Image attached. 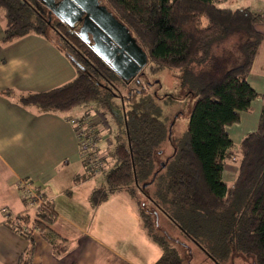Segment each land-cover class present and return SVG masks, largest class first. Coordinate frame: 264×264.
<instances>
[{"label":"trees","instance_id":"1","mask_svg":"<svg viewBox=\"0 0 264 264\" xmlns=\"http://www.w3.org/2000/svg\"><path fill=\"white\" fill-rule=\"evenodd\" d=\"M222 1L101 0L146 53L149 72L177 70L182 87L194 94L184 135L156 165L155 155L169 141L170 124L160 117L149 85L121 79L77 30L50 21L39 0H0L3 42L30 33L48 36L51 28L76 71L72 80L22 94L19 101L44 112L84 105L80 114L98 112L107 120L113 144L101 167L105 184L94 187L88 201L95 208L124 190L135 203L142 230L161 251L153 264H184L180 248L189 242L215 264L227 263L232 252L264 264V103L257 130L238 144L234 179H223L233 145L227 127L238 123L258 96L248 76L264 38L256 29L262 16L247 8H218ZM81 161L83 172L74 183L95 174ZM44 197L31 210L30 198L23 197L26 210L7 217L8 225L28 241L17 264H32L35 232L55 254L67 251V239L51 227L57 213ZM142 198L189 242L159 232Z\"/></svg>","mask_w":264,"mask_h":264},{"label":"crops","instance_id":"2","mask_svg":"<svg viewBox=\"0 0 264 264\" xmlns=\"http://www.w3.org/2000/svg\"><path fill=\"white\" fill-rule=\"evenodd\" d=\"M216 6L258 13L262 21L256 29L264 35V0H225ZM3 28L4 12L0 9V264H17L28 245L27 239L7 223L8 215L17 216L26 210L21 182L35 187L52 204L57 219L51 227L67 239L68 245L66 252L55 254L35 232L32 264H153L161 254L154 243L141 236L122 239L116 234V223L126 219L129 210L111 197L95 208L90 206L88 195L97 186L91 181L97 176L74 183L83 165L68 120L60 111L44 112L18 99L22 94L46 91L72 80L76 76L72 62L57 47L55 38L30 33L3 42ZM250 86L261 97L251 128L256 131L264 91ZM7 89L12 93H5ZM244 113L247 111L242 112L238 123L228 126H239L233 132L239 142L246 135L243 131L249 129L247 121L241 126ZM234 177L235 169H228L226 163L223 179L231 182ZM114 211L119 218H112ZM132 226L135 229L136 221Z\"/></svg>","mask_w":264,"mask_h":264},{"label":"rangeland","instance_id":"3","mask_svg":"<svg viewBox=\"0 0 264 264\" xmlns=\"http://www.w3.org/2000/svg\"><path fill=\"white\" fill-rule=\"evenodd\" d=\"M47 34L51 39H57V36L55 35L54 31L51 30V28H48ZM256 58L257 59L255 60L253 68L248 76V82L249 84L254 85L259 92H262L264 91V38L260 44ZM139 81L143 85H149L150 91L159 101L161 108L160 117L162 119H167L170 124L169 141L167 145L164 146L163 151L160 154L157 153L155 155V162L156 165H158L166 156H168L167 154H169V152L171 151V148L174 146L176 139L184 135L191 110V105L194 99V94L182 87L179 78V72L177 70L162 69L158 73L152 74L149 72L148 64H146L142 69V74L139 77ZM260 99L261 97L258 96L253 102L252 107L247 111V114L244 113V118L241 126L244 125V121H247L246 125L249 128L243 131L244 134H247V132L252 131L251 128L254 125V116H256L257 114V103L258 101H260ZM84 109V105H79L72 107L69 110L62 111L60 113L63 117L67 119L68 117H74L79 115L84 111ZM91 115L95 120H98V114L92 111ZM107 119L108 121H110L109 117H107ZM237 127L239 126L227 127L228 132L233 138V145L230 149L232 157L227 160L228 169L230 168L232 169V171L236 168V156H239L237 150L239 138L236 137L233 133L235 128ZM99 129H101V127H99ZM98 131L99 133L101 132V134L96 144L97 152L100 157L107 158L108 152L112 147L113 141L110 135L108 134V131H105L103 129ZM95 175L97 177L91 181V184L95 183L97 184V186L105 184L104 175L101 170L96 172L94 176ZM225 179L229 180L228 178ZM79 194L81 195L84 193ZM110 199H116V202H118L117 204H119V206H122L123 208L129 210L126 219H117V229H115L116 234L122 239H137L141 236L144 237L146 241H150L145 235V232L139 226L140 219L133 199L124 190H119L117 193L113 194ZM142 200L145 203L144 206L146 207V209L155 215L158 224L156 225V229L159 232L165 235L169 234V236H171L173 239H178L179 242H189L179 233V230L171 222L164 218L163 215L160 216V214L155 211V208H153L151 204L146 202L145 198H142ZM117 204L116 206H118ZM117 212L118 211H114L110 213L113 214L112 218H119ZM104 214L108 215L109 211L104 212ZM134 221H136L137 224L135 229L133 228L134 226H132ZM111 226H114V224H111ZM149 243H151V241ZM153 245L155 247H158L156 244ZM180 251L182 252L184 264H215L202 250H200L196 245L191 242L184 243L183 247L180 248ZM225 264L256 263H254L248 256L245 257L242 254L232 252L227 263Z\"/></svg>","mask_w":264,"mask_h":264},{"label":"water","instance_id":"4","mask_svg":"<svg viewBox=\"0 0 264 264\" xmlns=\"http://www.w3.org/2000/svg\"><path fill=\"white\" fill-rule=\"evenodd\" d=\"M85 13L78 30L82 40L91 45L93 51L107 62L123 79L129 82L147 63V55L131 35L128 28L118 21L100 0H70ZM49 11L56 13L54 0H40ZM118 54L112 57L108 52ZM139 81V79H137Z\"/></svg>","mask_w":264,"mask_h":264},{"label":"built area","instance_id":"5","mask_svg":"<svg viewBox=\"0 0 264 264\" xmlns=\"http://www.w3.org/2000/svg\"><path fill=\"white\" fill-rule=\"evenodd\" d=\"M95 113L98 114V112ZM67 120L72 125L77 141L80 159L86 161V166L94 173L100 171L104 163V157H100L98 155L96 144L101 134V132L99 133L98 130L103 129L107 131V120L99 114L98 120H95L91 114H79L74 117H68ZM99 127H101V129H99ZM20 186H24L22 191L23 197L30 198V206L36 207L37 205L44 203V201L40 198V195L37 193V189L35 187H31L23 182H21ZM11 217L13 219L16 218V216Z\"/></svg>","mask_w":264,"mask_h":264},{"label":"flooded vegetation","instance_id":"6","mask_svg":"<svg viewBox=\"0 0 264 264\" xmlns=\"http://www.w3.org/2000/svg\"><path fill=\"white\" fill-rule=\"evenodd\" d=\"M54 3V8L57 10L56 13H54L53 11L50 12L49 9L41 3L46 17L49 18L50 21H60V23H63L68 27L77 30L78 32L83 22L85 13L77 6L72 5L70 0H54ZM99 4H102L101 0L99 1ZM113 48L114 45L110 47V51L108 52L109 56L112 57V60L115 58L114 56L118 55L111 52ZM141 74L142 70H140V72H138V74L130 81L139 79Z\"/></svg>","mask_w":264,"mask_h":264}]
</instances>
